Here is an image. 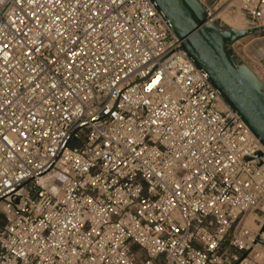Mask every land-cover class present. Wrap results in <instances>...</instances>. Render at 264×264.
I'll list each match as a JSON object with an SVG mask.
<instances>
[{"label": "built area", "instance_id": "built-area-1", "mask_svg": "<svg viewBox=\"0 0 264 264\" xmlns=\"http://www.w3.org/2000/svg\"><path fill=\"white\" fill-rule=\"evenodd\" d=\"M263 227L264 147L152 0H0V264H264Z\"/></svg>", "mask_w": 264, "mask_h": 264}, {"label": "water", "instance_id": "water-1", "mask_svg": "<svg viewBox=\"0 0 264 264\" xmlns=\"http://www.w3.org/2000/svg\"><path fill=\"white\" fill-rule=\"evenodd\" d=\"M152 2L170 22L181 50L198 69L209 75L211 84L225 103L241 117L264 147V81L234 49L240 41L264 34V29L239 30L210 22L206 8L199 0ZM257 242L264 245L261 238Z\"/></svg>", "mask_w": 264, "mask_h": 264}, {"label": "rangeland", "instance_id": "rangeland-1", "mask_svg": "<svg viewBox=\"0 0 264 264\" xmlns=\"http://www.w3.org/2000/svg\"><path fill=\"white\" fill-rule=\"evenodd\" d=\"M236 10L233 7L232 11ZM223 25H225L223 23ZM250 29V21L244 26ZM242 60L264 81V34L249 37L234 47Z\"/></svg>", "mask_w": 264, "mask_h": 264}, {"label": "bare ground", "instance_id": "bare-ground-1", "mask_svg": "<svg viewBox=\"0 0 264 264\" xmlns=\"http://www.w3.org/2000/svg\"><path fill=\"white\" fill-rule=\"evenodd\" d=\"M233 7L236 8V10L232 11ZM212 19L213 22L218 21L239 30L247 29L244 28V26L249 22L246 14L241 10L239 6L234 3L230 5L227 4L225 7L217 9L213 13ZM258 220L259 218L256 215L251 216L247 221V226L253 230L258 229Z\"/></svg>", "mask_w": 264, "mask_h": 264}]
</instances>
